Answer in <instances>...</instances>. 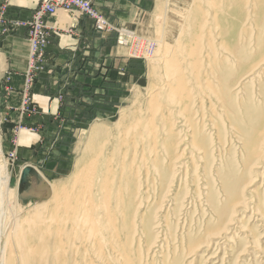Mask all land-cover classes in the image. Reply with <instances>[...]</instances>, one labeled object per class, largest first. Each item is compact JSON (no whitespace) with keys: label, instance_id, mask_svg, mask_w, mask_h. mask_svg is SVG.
<instances>
[{"label":"rangeland","instance_id":"obj_1","mask_svg":"<svg viewBox=\"0 0 264 264\" xmlns=\"http://www.w3.org/2000/svg\"><path fill=\"white\" fill-rule=\"evenodd\" d=\"M90 1L93 15L61 9L37 23L39 0L22 24L30 51L19 100L11 79L0 88L1 160L6 189L12 192L5 202H14L26 165L45 176V186L29 202L48 199L47 180L70 182L78 161L91 153L87 146L93 143V126L113 125L121 111L132 107L137 93L150 88L156 73L150 59L157 55L159 30H168V43L180 33V16L161 24L177 0H169L168 6V0ZM253 1L251 28L240 47L250 68L264 50V0ZM8 3L0 4L1 24ZM126 31L136 35L134 40L125 42ZM143 46L146 56H128ZM221 60V81L232 86L218 89L223 101L205 100L194 110L193 138L175 116V131L189 145L182 159L185 169H166V157L159 161L164 152L159 143L157 164L163 169L153 170L139 194V216L149 234L143 244H149L154 264H264V135L251 147L264 121V65L236 78L232 61ZM43 80L46 85L40 89ZM193 140L203 155L191 147ZM170 151L174 155L175 149ZM4 210L2 231L12 218L10 206Z\"/></svg>","mask_w":264,"mask_h":264},{"label":"bare ground","instance_id":"obj_2","mask_svg":"<svg viewBox=\"0 0 264 264\" xmlns=\"http://www.w3.org/2000/svg\"><path fill=\"white\" fill-rule=\"evenodd\" d=\"M250 1L171 3L173 7L164 14L161 24L180 16L181 30L176 38H170L175 39L173 43L164 40L170 37L168 30H159L157 55L150 59L156 68L150 88L145 94L139 91L132 109L121 111L113 125L93 126V143L87 146L91 153L78 161L70 182L57 184L45 178L46 201L19 203L21 173L31 166L26 165L18 178L14 202H5L12 192L6 189L8 179L4 176L0 140V264H154L149 244H143L149 234L139 216L140 191L144 183L151 181L153 170H158L159 143L164 147L159 161L166 157V169L177 173L185 167L182 159L189 145L181 132L175 131V116L183 120L193 138V121L196 123L198 116L194 110L205 100L223 101L218 89L222 84L232 86L221 81L217 71L221 59L232 61L236 78L264 65V50L257 54L258 63L251 68L240 53L251 28ZM168 3L169 0L164 5ZM123 34L125 42L136 36L129 31ZM146 52L143 46L139 51L132 49L128 56L138 58L146 56ZM256 132L253 149L259 136L264 135V121ZM191 147L203 155L194 140ZM7 206L12 213L11 224L2 231L1 212Z\"/></svg>","mask_w":264,"mask_h":264},{"label":"crops","instance_id":"obj_3","mask_svg":"<svg viewBox=\"0 0 264 264\" xmlns=\"http://www.w3.org/2000/svg\"><path fill=\"white\" fill-rule=\"evenodd\" d=\"M5 1L7 0H0V4ZM30 3L34 4L31 6ZM38 3L39 0L34 2L9 0L4 11L5 20L3 24L0 22V88H3L2 84L6 78L11 79L12 85L18 90L16 92L18 100L28 67L30 51L27 29L22 24L29 20ZM45 85L46 81L43 80L42 84L37 87L44 89Z\"/></svg>","mask_w":264,"mask_h":264},{"label":"built area","instance_id":"obj_4","mask_svg":"<svg viewBox=\"0 0 264 264\" xmlns=\"http://www.w3.org/2000/svg\"><path fill=\"white\" fill-rule=\"evenodd\" d=\"M72 8H78L90 15L95 14L92 10L90 0H41L40 10L35 19L37 20V23H40V20L44 15L55 16L61 9Z\"/></svg>","mask_w":264,"mask_h":264},{"label":"water","instance_id":"obj_5","mask_svg":"<svg viewBox=\"0 0 264 264\" xmlns=\"http://www.w3.org/2000/svg\"><path fill=\"white\" fill-rule=\"evenodd\" d=\"M43 177L32 166H26L22 173L19 182V199L23 204H26L33 199L39 188L45 186ZM35 194V195H34Z\"/></svg>","mask_w":264,"mask_h":264}]
</instances>
